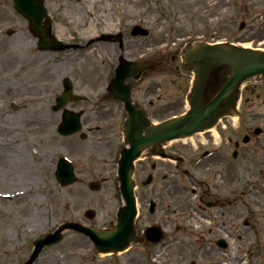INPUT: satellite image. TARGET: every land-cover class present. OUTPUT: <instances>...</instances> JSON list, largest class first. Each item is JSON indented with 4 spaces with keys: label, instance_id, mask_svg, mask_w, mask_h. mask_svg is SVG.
<instances>
[{
    "label": "rangeland",
    "instance_id": "rangeland-1",
    "mask_svg": "<svg viewBox=\"0 0 264 264\" xmlns=\"http://www.w3.org/2000/svg\"><path fill=\"white\" fill-rule=\"evenodd\" d=\"M46 5L53 18L54 33L78 48L62 52L39 50L28 20L15 9L14 1L0 0V190L10 195L28 192L24 200L0 199V264H22L30 256L36 238L66 221H84L98 227L111 225L123 204L115 160L122 136L119 132L109 134L112 132L105 127L120 106L110 105L112 111L108 108L107 119L98 120L106 114L105 105L92 109L120 48L114 41L90 43L93 35L126 29L135 44L131 54L136 56L166 46L171 56L178 51L173 49L183 43L201 39L264 48V0H46ZM135 24L148 28L150 35L133 38L130 31ZM8 29H12L11 34ZM65 77L72 79L75 93L87 97L86 101L70 104L85 111L86 140L79 133L64 136L58 131L62 112L53 107L63 92ZM148 78V83L155 86L153 94L146 98V106L155 118L186 108L185 97L191 83L188 72L174 67L173 72L155 73ZM246 85L240 104V114L242 111L245 116L237 119L234 126L225 121L233 130L240 121L264 128V76L252 77ZM141 99L144 102V94ZM149 99L155 101L153 108L149 107ZM97 124L103 126L101 131ZM104 130L109 134L107 139H103ZM243 130L244 126L239 132ZM208 134L201 136L204 139L199 135L196 142L208 140ZM252 144L250 148L257 150L245 159L247 164L239 170L238 177L232 175L229 180L230 195L238 197L230 222L225 215L218 221V227L231 236L227 237V249L214 245L206 255L196 249L200 241L195 240V235H188L192 231L185 227L211 224L195 212L193 186L186 180L183 187L167 194L159 179L149 189H138V230L149 223L145 197L151 196L152 189L158 186L154 195L158 209L149 215L166 228V241L154 246L143 242L120 254L102 255L88 237L66 231L62 241L45 248L33 264H190L193 259L198 264H264V134ZM63 155L74 161L79 177L72 185L63 186L55 177L58 159ZM144 166L145 161H139L138 180ZM103 177L109 180L101 190H91L89 182ZM218 183L224 184L220 179ZM25 207L29 214H25ZM88 209L97 212L92 220L85 216ZM226 221L228 225H221ZM176 225L183 229L176 231ZM221 233L219 230L218 236ZM151 251L157 253L154 261Z\"/></svg>",
    "mask_w": 264,
    "mask_h": 264
},
{
    "label": "water",
    "instance_id": "water-1",
    "mask_svg": "<svg viewBox=\"0 0 264 264\" xmlns=\"http://www.w3.org/2000/svg\"><path fill=\"white\" fill-rule=\"evenodd\" d=\"M16 7L30 19L31 29L40 37L41 48L60 50L69 47L51 35L50 18L47 17L44 0H16ZM45 17H47V22L43 27L42 22ZM184 61L195 74L193 91L189 97L190 110L186 114L169 119L159 125L150 126L148 122L142 123V127L139 128L137 122L141 118H138L137 109L132 106L129 94L120 95L129 107L131 118L126 126L130 147L123 149L119 170L126 204L120 209L118 224L112 229L100 230L76 221L65 222L54 233L35 242L36 248L24 264H33L42 249L58 242L62 238L63 232L68 229L78 230L89 235L101 252H119L126 249L132 241L140 240L136 235L135 226L137 201L132 177L134 160L147 146L173 138L187 137L214 126L222 115L230 112L243 81L249 77L264 75V50L232 43L212 44L203 41L192 43L184 53ZM151 65L152 62L122 63L117 68L112 83L119 84L129 75L139 76L143 69ZM224 69L230 71L229 76L224 79L223 85L215 96L209 99V89L216 88L224 74ZM66 87L65 93L59 97L56 109L61 108L71 97V83L68 79ZM69 114L67 111L65 117H68ZM77 116L79 117V114H76ZM77 119L75 126L71 128L67 127L72 119L69 121L66 119L61 124L60 131L70 134L79 130L80 124ZM141 129L146 131L145 134L141 132ZM56 174L64 185L72 183L76 179L73 166L64 159L59 161ZM91 186L96 188L97 183H92ZM88 215L93 217L94 212L89 211ZM145 237L151 241H157L162 237V233L156 226H152L146 230Z\"/></svg>",
    "mask_w": 264,
    "mask_h": 264
},
{
    "label": "flooded vegetation",
    "instance_id": "flooded-vegetation-1",
    "mask_svg": "<svg viewBox=\"0 0 264 264\" xmlns=\"http://www.w3.org/2000/svg\"><path fill=\"white\" fill-rule=\"evenodd\" d=\"M131 36L133 38L136 37L134 35ZM130 38L131 37L129 36H123V39L121 40L120 37H113V39H117V41L114 42L119 48L124 53H128V58L135 59L136 55L131 54L132 51H135V44H133ZM171 57L173 62L178 60V55H172ZM159 61H161L159 66L162 71L166 72L169 70V67L173 68L172 64H165L162 59ZM175 67L178 69L179 65H176ZM146 73L147 71L144 72V75ZM149 79L150 78H140L130 81L132 99L138 107L146 106V98L153 94V86L155 85H150L148 83L149 81H147ZM143 84H145L144 87L142 86ZM106 85L107 83H104L103 89L99 90L100 99H102V103L106 107V114L104 113L103 118L97 119H107L108 108L109 111H112L110 105L112 107L119 105L120 108L117 111L112 112V120L108 121L109 126L107 125L105 127L109 128L112 133H120L119 127H122L125 119L124 106L121 101L114 99L113 97L111 98L110 96L106 97V94L108 95ZM142 94H144L145 97L144 102L141 101ZM104 97L106 98L104 99ZM148 103H150V108H153L155 105V101L150 99L148 100ZM98 117L101 116L98 115ZM230 122L233 126L236 124L233 120H230ZM243 126L244 130L241 133L239 130H241ZM102 127L103 126H97L98 130H101ZM222 132L223 133H219V131H217L218 135L221 137L220 142H216L214 133L209 134L210 138L206 141L209 148L201 143L193 145L173 142L166 146L165 152L167 156L165 157L157 156L154 151L149 150L144 157L145 166L140 170L143 175L153 176L152 185L154 186L159 179H161L162 187H164L162 190H165V193L167 194L184 186L186 178L193 185L195 188L193 193L198 199L199 209L200 211H203L202 217H208L210 219L209 222H211L212 225H198V229L194 227H185V229H190L192 232H188V235H195L197 241L205 244V253V250L218 238L219 231L217 229L219 227L216 225H218V221L222 218L221 216L225 215L226 220L230 222V213L232 212L233 205L236 203L237 196L230 195L231 193L228 186V184H230L229 180H232V175L237 178L239 170H244L247 164L245 159L251 154H254V149L257 150L255 147L250 148L253 145L252 142L264 134V132H261L260 135H256L252 126H248L247 123H241V121L234 130L231 129L229 125H225ZM141 164L142 163H140V165ZM228 175L230 179L228 178ZM203 177L209 179L207 180ZM219 179L224 182V184H219ZM157 188L158 186L152 189L151 193L153 195H155ZM148 197L149 196L145 197L146 202L153 199V197ZM207 201H219V204L217 206L207 207ZM228 221L221 225H228ZM175 229L179 232L183 227L181 225H176ZM179 239L180 238L178 237L176 240L179 241ZM172 243H174V240L170 244Z\"/></svg>",
    "mask_w": 264,
    "mask_h": 264
},
{
    "label": "bare ground",
    "instance_id": "bare-ground-1",
    "mask_svg": "<svg viewBox=\"0 0 264 264\" xmlns=\"http://www.w3.org/2000/svg\"><path fill=\"white\" fill-rule=\"evenodd\" d=\"M92 54H93V52H92ZM29 191H31V190H29ZM6 193H8V191L0 190V199L6 200L7 198H10L11 200H18V199L24 200V199H26V196L28 195L27 194L28 192H26V191L18 192V193L12 194L11 196H7ZM24 209L26 210L25 214H29L30 211L28 212L26 207ZM27 216L29 217V215H27Z\"/></svg>",
    "mask_w": 264,
    "mask_h": 264
}]
</instances>
